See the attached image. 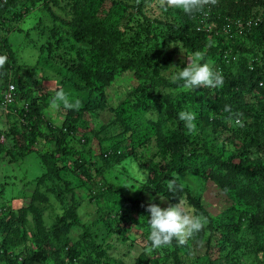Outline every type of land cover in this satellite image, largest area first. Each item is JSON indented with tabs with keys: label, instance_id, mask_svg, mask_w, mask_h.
I'll use <instances>...</instances> for the list:
<instances>
[{
	"label": "trees",
	"instance_id": "obj_1",
	"mask_svg": "<svg viewBox=\"0 0 264 264\" xmlns=\"http://www.w3.org/2000/svg\"><path fill=\"white\" fill-rule=\"evenodd\" d=\"M152 6L162 19L149 20L147 8ZM25 7L26 15L33 7L46 12L54 45L47 46L32 69L40 73L34 84L9 80L7 69L0 72V156L9 148L7 154L24 163L33 149H50L39 160L43 185L38 194L55 213L46 227L44 207L31 200L18 201L19 207L6 206L8 200L0 204V264H117L115 254L137 238L150 248L146 209L156 204L157 191H166L169 206L185 194L207 224L194 236L202 251H193L194 240L184 245L174 240L152 250L159 258L152 264H264V161L226 152L221 145L208 149L207 142H198L205 136L186 134L178 119L180 111H193L197 130L211 125L215 133L228 134L232 122L224 107L229 105L233 113L242 114L247 146L264 154V132L257 129L264 121V84L259 86L264 83V0H218L206 14L193 16L162 9L158 0H4L0 34L5 33L8 11ZM180 51L201 52L202 63L222 74L223 86L188 92L180 86L182 81L172 83ZM42 70L57 75L60 83L49 79L44 84ZM9 84L14 99L6 104ZM60 86L88 99L54 125L46 115L51 99L39 92ZM106 112L114 119L97 130L89 127L86 116L98 118ZM13 118L19 126L6 130ZM247 125L253 127L254 137H249ZM140 130H148L143 133L150 134L148 141H135ZM92 137L96 153L88 146L95 142ZM151 142L155 148L152 154L146 151L143 168L153 178L138 190V197H129L118 182L108 179L110 170L130 157L139 162L138 149ZM188 174L214 184L223 200L212 202L219 206L217 211L209 210L204 193L195 197L180 185L179 178ZM172 179L178 186L174 193L167 187ZM90 206L95 209L92 216ZM30 221L32 229L25 235ZM140 253L139 264H150L143 248Z\"/></svg>",
	"mask_w": 264,
	"mask_h": 264
},
{
	"label": "rangeland",
	"instance_id": "obj_2",
	"mask_svg": "<svg viewBox=\"0 0 264 264\" xmlns=\"http://www.w3.org/2000/svg\"><path fill=\"white\" fill-rule=\"evenodd\" d=\"M3 3L4 0H0V7ZM21 5L29 6V2H23V4ZM26 9L27 7L11 9L7 13L8 20L4 23L3 26V31L5 33L0 34V55H5L7 57V62L4 68L0 69V72H3L7 69V76L9 80L17 79L23 81L24 83L31 81L32 84H34L33 82L37 79L40 73L37 69H35V71H33L32 69L36 67L39 61V56L45 52L47 46L49 44L54 45V40L51 38L49 41V38L51 37V34L49 32L51 29V22L46 12H42L43 10H41L39 7H33L31 9V13L26 15ZM58 14L61 15L60 12H58ZM159 15L160 14L157 12V7L152 6L151 9L149 7L147 8V17L149 18V20H155L158 17L162 19V17H160ZM140 42L141 40H139V43ZM142 49L143 51L146 50V48ZM188 56L191 55L184 51L178 52L175 56V60L178 65L176 66V68H183L184 64L187 63ZM174 70L175 68L171 70V73H173ZM41 78L43 81L44 79H47L44 84H49V79L55 81V83H60V78L54 73L49 72L48 70H42ZM14 83L16 84V81ZM60 87H62L65 92L69 93L73 98L80 99L83 104L87 103V94L81 95V93L72 91V88L66 86ZM57 90L58 88L55 90L53 89L52 92H47L45 88L42 87L39 92V96L41 95L43 98L45 96V99L48 100L49 98L51 99L54 96ZM41 100L42 99H38V102L41 103ZM71 111L73 110H64L62 106L59 110H54L49 107L46 111V115L47 117H49L51 123H53L54 125H60V123L62 122V116H70ZM100 115L101 116H99L98 118L95 114L86 116V120L87 122H89V127L93 130L101 128L102 124H106V122H108L112 117L111 114L107 112ZM12 120L14 124L8 123L6 130H9V127H11V129H15V126H19L20 122L17 119L13 118ZM3 124H5L4 117ZM230 126L232 127V132H229L228 134L225 133L224 130L221 131V133H215L214 131L216 130H214L211 125H207L205 128H200L199 130H197L196 135L202 133L207 139L203 137L199 139L198 142H200L202 145L207 142L208 144L206 145L208 149H211L212 145H221L226 152H234L238 156H244L245 159L254 158L264 161V154L257 153L253 146H247L248 141H246V137L244 138L245 140L243 139L244 131L242 132V128L244 127L241 128L238 126H233L232 124H230ZM257 129L260 134L264 132V121L259 123ZM245 130L248 131L249 137H252L255 132L251 125H247ZM147 131L148 130L138 131V133H140L139 138L135 139V141L142 143L148 141L150 134H143ZM92 133L95 132L92 131ZM234 133H237V135ZM92 138V140H94L95 142L90 141L88 143V146L96 153L97 143L95 137ZM0 141L3 142L4 139H0ZM153 148H155V144L154 142H151L147 144L146 147L138 149L137 158H139V162H142V164H139V162L134 160L132 157L121 160L119 165L110 170L108 179L114 183L118 182L116 186L122 188L121 190H123L127 196L133 198L138 197V190L140 191L143 187H145L146 184H149V180L151 179V177L153 178V176H151L149 179V175L146 172L147 170L143 168V163L148 160L146 151L149 150V153L152 154ZM7 149L8 150L6 152H3L0 156V204L8 200L5 203L6 206L8 203H10V205H13L15 203V206L19 207L20 205L18 204V201H20L21 203H27V201L31 200L34 206L40 208L44 207L42 213V222L43 225L47 227V225L50 224L52 220L51 218L54 216L55 212L50 204L41 202L40 198L42 197L38 194V191H40V186L43 185L41 181L43 173L39 168L41 165L39 160H41V155L46 153L48 154L50 149H47V147H45L44 145L41 149H33L29 155L24 157V163L14 161L15 156L8 155L7 152L10 149ZM98 163L99 159L96 161V165H98ZM114 176L116 177L114 178L115 180L112 179V177ZM71 179H74V177H71ZM179 180L180 185L184 188L189 189V192L195 197H198L199 194L204 193L205 199L208 201V203L210 202V211L218 210L219 206L217 204H212V202H214L218 198L222 200V197L212 182L207 180L204 181L203 178L192 174L180 177ZM155 185L156 183L152 184L151 187L153 188ZM164 194H166V191H157L155 196L157 199L156 204L159 205L162 209H166L167 207H169V205H167L166 203V196ZM183 198L186 200L187 205L194 210L185 194ZM260 201L262 200H258L257 202ZM39 202H41L42 204H39ZM213 206L215 209H212ZM89 208L91 209L92 216L95 209L92 206H90ZM194 213L196 214L195 211ZM15 215L16 217H18L16 211ZM29 223L31 224L26 223L25 225V230L23 231L25 235H28V231H30L29 229H32V221H30ZM193 240L195 241L192 247L193 251L199 253L200 251H202V246L200 245L198 247V241L194 237L189 241L193 242ZM129 247L123 248L122 253L118 252L115 254L114 258L117 257L120 259L116 262L117 264H139L140 262L137 258L141 255L140 252L142 251V248L145 251V257L150 260V264H152L153 261H156V259L159 260V258L157 257V253L155 254V252L157 251H149L143 239L137 238L133 246ZM160 264L166 263L160 262Z\"/></svg>",
	"mask_w": 264,
	"mask_h": 264
},
{
	"label": "clouds",
	"instance_id": "obj_3",
	"mask_svg": "<svg viewBox=\"0 0 264 264\" xmlns=\"http://www.w3.org/2000/svg\"><path fill=\"white\" fill-rule=\"evenodd\" d=\"M217 2L218 0H158L160 8L179 9L188 16H193L196 13L206 14L205 9L209 6H215ZM227 56L228 54L223 56L226 61H228ZM203 59L202 53L197 51L187 57L188 63L183 70L172 66V68L178 69L170 76L172 83L182 81L183 83L180 86L188 92H194L200 88L222 87L224 84L222 74L219 71L214 72L208 63H202ZM6 62L7 57L0 55V69L4 68ZM61 106L64 110L78 111L82 107V102L78 98H73L62 87H59L50 100V107L59 110ZM224 111L229 113L228 120L232 122L233 126L244 127L241 119L242 114L233 113L229 105H225ZM178 119L183 122L187 130L186 134L191 135L197 132L196 114L193 111H180ZM167 187L170 192H176L178 190L176 179L168 181ZM146 210L150 213V219L148 220L150 226L149 251L170 246L174 240L179 245H184L203 230L207 224L206 217L196 215L184 198L178 199V203L170 205L166 209H162L155 203H150Z\"/></svg>",
	"mask_w": 264,
	"mask_h": 264
},
{
	"label": "built area",
	"instance_id": "obj_4",
	"mask_svg": "<svg viewBox=\"0 0 264 264\" xmlns=\"http://www.w3.org/2000/svg\"><path fill=\"white\" fill-rule=\"evenodd\" d=\"M263 84H264L263 82H260L259 86H261ZM10 86H13V85L12 84L8 85V88H7L5 95H4V101L6 104H10L14 99V87H10Z\"/></svg>",
	"mask_w": 264,
	"mask_h": 264
}]
</instances>
